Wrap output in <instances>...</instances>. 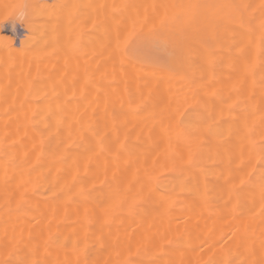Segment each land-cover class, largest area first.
Returning a JSON list of instances; mask_svg holds the SVG:
<instances>
[{
    "label": "bare ground",
    "instance_id": "6f19581e",
    "mask_svg": "<svg viewBox=\"0 0 264 264\" xmlns=\"http://www.w3.org/2000/svg\"><path fill=\"white\" fill-rule=\"evenodd\" d=\"M82 1L83 4H79L75 0L83 9L84 6L88 9V13L86 14V8L84 13L90 18L84 16L83 10L82 16L85 19L83 17L84 20L81 19L80 22L87 26L86 20L87 22L90 20L91 24L96 22L99 24V20L105 16L104 7L97 6L100 1V4L102 3L106 9V7L112 6L114 0H107V2L112 1V4L109 2L110 5L105 4L106 0H103L104 3L102 0H96L99 1L97 4L95 0V2L90 0L96 5L94 8L91 6L93 4L88 3L89 0H79V2ZM123 1L120 0V4H122L120 9L128 3V0L126 4H123ZM138 1L135 5L136 3L129 0L131 5L129 7L135 6L137 10L139 8L142 10L148 4L150 10L153 9L152 5L156 8L159 5L158 11L154 8L156 14L158 13L155 16L157 19L162 16L166 18L170 10L176 9V7L171 8L172 0H159V3L164 1V4L169 1V5H171L163 7L164 5L161 4L163 5L161 9V5L156 0V3L153 4H150L149 0H144L145 3L140 0L139 4ZM152 1L154 2V0ZM185 1L187 0H184V3ZM117 2L119 4V0ZM140 2L145 5L140 6ZM167 3L166 5H168ZM114 4L112 9L118 8L120 5ZM155 4L158 5L155 6ZM148 6L146 12L139 9L136 10V14L139 11L147 14L152 13L148 10ZM58 7L61 8V6ZM58 7H54V9L58 10ZM62 7L63 9H59L61 17L67 11L64 12L63 4ZM97 7L102 12L99 13ZM76 8L78 9V7ZM111 8L108 9L109 11L107 10L105 16H108L109 20H107L108 17H104L102 21H107L105 23L101 21L103 25L100 24L103 27H99V30L106 28L104 25H107L108 22L107 28H110V31L113 28L120 30L119 27L122 26L121 30L124 32L121 30L120 32L125 33L126 30L127 34L130 31L127 28L131 29V26L133 27L137 21V25L134 26L141 27L143 24H148L144 23L150 17L146 14H143L144 18L141 14L137 15L142 18L134 15V19L131 16L133 17L132 21L128 19L126 22L127 16L135 14V11L128 12L129 8L128 11L124 9L128 13L127 15L126 12H122L124 16L122 13H120L121 15L118 13V16L123 17H121L122 19L126 16L125 23L123 21L125 25L120 22L122 19H118L117 15L116 20H118L116 21L114 15L113 20L116 21V24L111 22L113 26L115 24L113 27L109 22L112 20L110 17L113 16ZM163 8L166 10L164 11ZM169 8L171 9L169 10ZM40 9L43 13L44 8ZM67 9L71 12L69 7ZM48 10L44 11L47 17L51 16L48 14ZM90 10H92L91 14ZM144 10L146 9L144 8ZM159 10H163L161 15H159ZM108 12H110L109 15ZM93 13L95 16L97 13L99 15L92 18ZM101 13H104V16ZM202 13L203 15L195 22H204L207 28L205 36L199 38L197 34L194 35L192 47L186 53L187 58L178 68L180 75H163V77L161 69H158L161 74L158 75L162 76L161 78L159 76L157 78L155 74L157 69L154 71L155 68L132 61L126 57L124 51L119 53L124 43L122 40L126 35L117 37L113 34L115 37L113 35L111 37L114 38V42H111V37H108L111 41L106 39L107 36H110L108 29H105L106 31L103 29L101 33L98 31L100 35L105 36L98 37L94 32L98 27L95 28L91 25L89 27L83 25V27L78 22L84 30L80 27L79 30L77 28L80 35L75 32L73 36L71 34L74 33V27H69L72 28V31H67L73 40L75 35L76 37H78L77 35L81 36L80 43H83L85 35H82V32L88 34L87 29L92 27L93 32H90L98 37H94V39L91 36L94 42L98 40L95 45H100L103 42L105 44L111 42L109 43L112 44L111 46L115 44V48L114 46L110 48V45L107 47L108 44H106L108 49L104 51L105 44L103 43L102 49H99L101 45L96 46L98 54L93 53L92 55L90 52L91 58L89 53L86 55L89 57L85 55V58L80 57L82 59L89 58L93 62V56L97 60L99 56L108 55L101 59L99 57L97 61L94 59L95 68L89 60L87 66L84 63L85 60L78 59L83 62L81 67L83 64V67L86 66L89 69L88 71L94 70L93 73H90L95 74V78L91 74H87L86 77L87 69L81 70L78 66V64L80 65L79 61H77L76 67L80 69L76 68L75 71H82L80 74H84V78L79 73L76 77L78 80L72 75L70 77L78 82L80 80V83L84 79L82 81H88V86L91 80L92 86L95 85L93 88L88 87L89 90H87L86 84L82 83L84 86L82 88L88 92L87 96H83L84 93L80 86H70L73 82L68 83L70 88H74V91L72 88L70 90L71 94L73 93L77 97L76 100L79 99L77 94H80V98L83 97L82 100L79 99L80 105L79 101L73 103V106L78 104V110L75 106L74 109L77 112L75 110L76 113H74L73 110L72 114L63 112L65 103L67 107L70 105L64 101L65 99L62 101L59 95L61 87L65 86L64 90H69L67 84L60 85L58 92L60 97L58 96V102H54L56 107H53L56 110L54 111L51 106L48 108L52 109L54 115L53 112L46 114V107L50 103L49 99L52 98L53 89L50 91L51 94L48 92L49 96L46 95L45 90L49 89L45 88L46 85L42 83L45 78L42 79V82H38L34 76L37 73L32 70L34 72L32 75H34H31L29 68L31 64L25 59L28 55L18 54L22 55L21 59L28 62L27 70L23 68L24 60L19 59L22 62L18 63L19 60L11 61L3 59L4 55L0 56L7 63L11 61V64L10 62L9 65L7 64L8 69L11 68L14 71V67L20 64L19 69L23 68L25 71L20 70L23 72H21L22 77L17 73L18 81L15 72L8 73L6 63L0 62V64L3 62L4 66H2L6 68L3 71H7L8 74L4 73L8 76L6 78L0 70L2 77H5L3 80L8 79L9 83L12 82L9 85L6 83L8 81L4 80L5 84L12 86L6 85L4 88L2 85L5 84L2 80L0 93L4 88V92L9 91L7 94L12 93L10 97H13L11 101V98L8 95L6 97L3 93L7 98L4 100L3 94L0 95V101L2 100L0 104H3V100L4 104L11 101L10 104L1 105L5 106L4 109L8 108L5 109L6 111L3 108L0 111V264H264V0H206ZM74 14L76 15V13ZM49 18L45 19L48 21L51 19L52 22L53 17ZM150 18L152 19V16ZM68 19L65 20V23ZM152 20L148 22L153 23L151 26L156 27L158 24L156 25L155 22L159 23L160 19L154 20L155 22ZM37 21L42 20L37 19ZM71 21L76 22L77 20ZM118 21L121 25L118 24L119 27H116ZM128 21L130 26H128ZM63 23H58V27ZM48 24L51 23L48 22ZM52 24L55 23L52 22ZM43 25L45 24L43 23ZM51 25H48L49 29ZM56 26L57 24L51 28L58 30ZM144 27L146 29L149 26L145 25ZM43 28L45 29V27ZM49 29H47L48 32L44 30L48 34L42 30L44 32L42 37L46 35L48 37L54 32ZM118 29H115V32L117 30L118 33ZM113 31L110 34L114 33ZM68 32H65V36ZM37 33H40L39 30ZM58 33L59 31L55 34ZM36 36L38 37V35ZM65 36L63 35V37ZM87 37L85 40L89 41L90 39ZM66 39L68 38L66 37ZM70 39L66 42H71L72 39ZM119 40L121 44H119ZM86 41L83 47L81 44L83 50L85 47H87L86 49L90 48L88 43L86 46ZM0 42L3 43L2 40ZM40 42L37 41V44ZM50 42L53 43V41ZM37 44L34 45L37 46ZM7 45L4 48L7 52L11 51L7 49L10 48V45ZM13 46H11L12 51H16V54L20 53L18 48L15 49ZM36 46L38 52L39 47ZM53 46L52 49H54ZM60 47L63 46L60 45ZM112 48L114 50L118 48L119 51L112 52ZM21 49L23 48L21 47ZM48 49L49 53L55 51ZM92 49L94 51L95 46ZM1 50L0 54L6 52L5 49ZM59 50L63 51L58 49L56 52ZM72 50H74L73 47ZM90 50L91 48L88 51ZM41 51L43 50H40L39 53ZM46 51L44 54H47L48 51ZM76 51H72L74 56L79 53ZM83 52L81 51L79 56ZM33 53L32 51L28 53L31 54L28 59L31 58L34 64L40 54L35 53L38 58L34 54L35 60H33ZM16 54L14 53L15 58L18 56ZM44 54L42 52L40 57L43 55L45 58L46 54L45 56ZM85 54L87 53L85 52ZM183 54L182 57H184ZM10 55L8 54V56ZM64 59L66 57L62 62L65 61ZM62 62L61 64H63ZM66 62L67 59L64 64ZM89 62L93 65V69L89 68L91 65ZM39 63L33 65L32 68L35 67V71L36 66L40 70ZM57 63L55 65L58 66ZM12 64L15 66H10ZM2 66L0 67L3 69ZM43 67H41L42 70ZM16 68L15 71H18V67ZM66 70L70 69H65L64 72H68ZM153 74V77L156 76L157 79L152 78ZM63 75L65 76V74ZM11 77L15 79L10 81ZM26 77L28 80L30 79L29 82ZM31 79L32 84H30ZM35 79L38 85L41 84V88L45 85L44 91L38 93V96L44 94L49 100L48 103L45 98L41 100L44 101L42 104L45 102L47 104H44L45 108L43 107L45 112H39L40 114L33 113L35 109H41L39 101L31 103L30 105L35 104V106L39 104L31 109L30 105H26L30 103H26L29 99L25 100L24 96H19L23 100V105L26 103L25 109L28 106L31 111L24 110L21 102L18 107L14 103L18 101L14 100L15 96H18L17 92L19 95L25 94L23 92L30 90L31 85H37L34 82ZM13 81L18 83L25 81L28 86L24 83V88L20 83V90L19 84L14 82L15 85L17 84L15 88L18 87L16 89L20 90L17 91L14 88V91ZM94 81L95 83H93ZM47 86L49 87V83ZM7 87L13 91L10 89L12 91L10 92ZM38 88L39 86L32 88L36 89L35 96H37ZM75 88H78L80 93H77ZM130 88H134L132 95L128 91ZM54 89L56 88L54 87ZM22 90L23 92H21ZM64 90H62L63 97L67 99L71 94L70 92L64 93ZM30 92L32 93V91ZM81 93L83 94L81 95ZM13 94L14 96H12ZM59 100L64 102V105L61 103L63 106L59 104ZM69 100L73 99L68 98ZM182 100L188 102V106L191 103L201 113V115L199 113L201 117L198 115L199 123L194 132H191L192 127L189 123L181 128L176 122L177 111L181 113L186 106ZM30 101L32 102V100ZM70 101L69 103L72 105ZM122 102L125 103L123 108ZM11 103H14L13 106L20 110H13ZM138 103H142V105L148 103L150 108L147 109H151L150 115L143 112L141 115L140 110L138 111L141 116H145L143 119L140 118V121L142 119L143 122V124L141 123L142 127H139L138 124L137 115L139 114L136 112ZM59 105L62 106V109L58 108ZM174 106L177 108L182 106L183 109L181 108L180 111V109H174ZM61 110L64 114H59ZM135 123L138 126L134 125ZM133 125L141 129L132 130L134 129ZM162 173H168V176L161 179Z\"/></svg>",
    "mask_w": 264,
    "mask_h": 264
},
{
    "label": "rangeland",
    "instance_id": "374dc122",
    "mask_svg": "<svg viewBox=\"0 0 264 264\" xmlns=\"http://www.w3.org/2000/svg\"><path fill=\"white\" fill-rule=\"evenodd\" d=\"M9 1V0H8ZM7 0H2V2H0L1 3V5L0 6H3L5 9H6V7H7V9L5 10H3V7H0L1 9H0V40H2L3 41V43L4 42H6V43H4V46L6 45V44H8L7 46H9L10 48H7V49H10L11 51L13 50V48L11 49V46H13V47H15V49H17L18 48V50L20 51V53H17L16 54V51L15 52H11V51H9L8 50V52H7V50H6V48H4V46L2 45L3 43H1V45H0V49H2L1 51H3V49H5L6 50V52H4V53H2L1 52V54H0V56L1 55H4L5 56V58L4 57H2L3 59H9V60H16V61H18L19 59H21L22 57V55H28V56H26L25 57V59L27 60V61H29V63L31 64L30 65V67L29 66H27V63L25 62L26 60H24V59H21L24 63H22L23 64V68L24 69H28V67L31 69V75H32V73H34V72H36L37 73V75H34L35 76V78L37 79V81L39 82V81H43L42 83H44V84H42V85H44L45 86V88L47 87L49 90H45L46 91V95H48V92H50L52 89V98H50L49 100H48V98L47 97H45V95L44 94H41L40 95V97L38 96V93H40L42 90L44 91V86H43V88H41L40 87V85H38L37 83H36V79H35V83L37 84L36 86L33 84V85H31L30 87V90H27V92L26 91H24L23 92V90L21 91V92H23V93H25V94H22L21 93V95H19V92H17V91H20L21 90V88H20V83H22L23 84V86H24V83H26L25 81L24 82H21L22 80H25V79H22L21 81H20V83H18L17 81H13V90H14V88H15V86L17 85H15L14 84V82H16V83H18L19 84V89L20 90H17L16 88H18V87H16L15 88V90H17L16 92L18 93L17 95L18 96H15V99L14 100H18L17 101V103H16V101L14 102L15 104H16V107H18V104L21 102V105H22V107L24 106V110H26L27 109V111L28 110H30V109H28V106L31 104V103H38V101H39V108H40V106H41V109H35L34 111H33V113H36V112H45L44 111V108L46 107L45 105L48 103V101L50 102V103H48V107H46L47 109H46V114H50L51 112H53L52 111V109L55 111L56 109H54L53 107H56V103H54V102H58L57 100H58V98L61 96V100L63 101V99H65L64 101L65 102H68L67 104H69L70 106H71V110H70V106L69 107H67L66 106V103H65V107H67V109H66V111H64L65 110V107H64V109H63V112L65 113H68V114H72V112L71 111H73L74 110V113H76L77 112V105L79 104L80 105V101H79V99H83V97L81 96V98L79 97V95L80 94H77V93H80V91H79V89L78 88H75V91L77 90V93H75L74 92V94H77L78 95V100H76L77 99V97H75L74 95H73V93L71 94V88L68 86L69 84L68 83H71V82H73V83H71L70 84V86L71 85H74V86H80L81 88L82 87H84L83 86V84L85 85V87H86V89L89 87H91V88H93V86L95 85V84H93V86H92V84L90 83V78H89V86H88V81H82V80H84V79H82L81 80V83H80V80H79V82L77 81L78 79L76 78V77H78L77 75H79L82 71L81 70H84L83 68H86L85 70V72H88V73H86V77H87V74H91V73H93V71L94 70H92L93 69V65H94V68H95V64H93V63H95V61H97L98 60V58L100 57L99 55H97V56H99L98 58H97V60L94 58V56H93V62L91 61V60H89V58L87 59H82V58H80V57H84L85 58V56L86 55H88V53H89V56L91 55V53L90 52H92V55H93V53L96 55V53L98 54L99 52H98V49H97V47L96 46H100L99 47V49H102V44L104 43L105 44V42H103L102 44H97V45H95L96 43H97V41L98 40H95V42H94V39L95 38H98V37H101L102 35H100V33L101 32H103L102 30L104 29H108L107 28V25H108V22L106 23L107 25H104L106 28H102L101 30H99L101 27H103L102 25V20H103V18L106 16V14H107V10L108 9H110L112 6H113V4L115 3V2H117L118 0H112L113 1V4H112V1L110 2L111 4H112V6L109 4V2H107V0H106V2H105V4L107 3V5H110V6H108V7H110V8H108V7H106V9H105V6L101 3L100 4V2L99 1H94V0H92V1H94L96 4H97V6L99 7H104L103 8V11L105 10L106 12H104V13H106V14H104V13H101L104 17H102V19L101 20H99V18H98V20H99V24L101 25H99V24H97V22L96 23H93V24H91V23H89V22H91L90 20L87 22V20L85 21L86 22V24H87V26L86 25H84V23H80L81 22V19H83V17L88 13V9L84 6V9L86 8L87 10V12H86V14L84 13L85 12V10L83 9V7H81V5H78L77 4V2H75V0H67V1H56V0H18V1H11V2H13L12 4H11V2H8ZM78 1V3L79 4H83V1L82 2H79V0H77ZM88 1V0H87ZM86 1V2H87ZM90 1V0H89ZM92 1H90V2H88L90 5L91 4H93V3H91ZM138 1V0H137ZM137 1L135 2H133V0H132V2L133 3H136L135 5H137ZM140 1V0H139ZM139 1H138V4H139ZM141 1H143L144 3H145V1L144 0H141ZM147 1V0H146ZM149 1H151V2H149ZM148 2L151 4H153V3H156L155 2V0H154V2L152 1V0H149ZM157 1V3L158 4H163V5H161V7H160V9L162 8V6L163 7H168V6H171V5H169L170 4V2L168 1V3L167 2H165V4L163 3L164 1H167V0H164L163 2H161V3H159L160 1L159 0H156ZM159 1V2H158ZM162 1V0H161ZM174 1V2H173ZM8 2V3H7ZM71 2V3H70ZM74 2H75V4H74ZM102 2L104 3V1L102 0ZM124 3L123 4H126L127 3V0H124L123 1ZM130 2H131V0H130ZM130 2H129V0H128V3H127V5H123L124 6V8L122 7L121 9H120V6L122 5V4H120V0H119V4H118V2L117 3H115L114 5H119V9L118 8H111V12L113 13L112 15L113 16H111L110 18L112 19H110L111 21H109L110 23L112 22V23H115L116 24V21L118 20V19H122L123 17L122 16H118V13L120 14V13H122V12H126V11H128V9H129V11L128 12H131V13H133V11H135V14H131V15H129V16H127L128 18H126V16H125V21L126 20H128V19H130L131 21H132V18L134 17V15H137V14H141V16L143 17V14L145 15H147V16H152V19L150 18V20H149V18H147V19H145V20H147L146 22H144V23H148V24H145L148 28H146L145 29V25L143 24L141 27L138 25V26H134L136 23H138V21L133 25V27L131 26V29H129V28H127L128 30H130V31H128V33L126 34V30H125V33H123L124 31L123 30H121L122 28V26L121 27H119L120 25H121V23H123V21H124V19H122V21H118V23H117V25H116V27H119L120 28V30L121 31H123V32H120V30L118 29V28H115V29H118L119 30V32L117 33V30H116V32H115V29H114V31H113V29L110 31V28L108 29V31H110V32H114V33H111L110 34V32H109V35L110 36H107L105 33V31H104V34L107 36L106 37V39L109 37H111L113 34H115V35H117V37H123V36H125L124 37V39L122 40V42H124L123 44H122V46H121V51L119 52V53H121L122 51H124L125 53V55H126V57L127 58H129V59H131L132 61H135V62H137V63H139V64H141V65H143V66H146V67H151V68H155V69H153L154 71H156V69H157V71L156 72H158V69H161L160 70V72H162L161 74H162V76L163 75H166V76H173V75H180V73H179V67H180V65L183 63V61H184V59H186L187 58V52L190 50V48L192 47V44H193V37H194V35L195 34H197V36L200 38V37H204L205 36V34H206V31H207V28H206V26H205V24H204V22L202 21H198L197 23L195 22V20L196 19H199L200 17H201V15H203V13H202V8L205 6V4H206V0H187V1H185V3H184V0H172L171 1V4H172V6H171V8H174V7H176V9L174 8L173 10L174 11H171L170 9L171 8H169V14L167 15V14H164V15H167V17L165 18V17H160V18H158V19H160V21H158L159 23H157V22H155V21H157L158 19L155 17V16H157L158 15V13L156 14V11H158L157 10V8H159L158 6V4H155V6L156 5H158L157 6V8L156 7H154V5H152L153 7V9H150L149 10V8H150V6H148V4H146L147 6H148V10L149 11H151L152 13H150L149 11V15L147 14V13H144V12H141V11H147V6L145 5H143L142 3L143 2H140L141 4H140V6L142 5V6H144L143 7V9L141 10V8H139V5H138V8L141 10V11H139V12H141V13H137L136 14V12L139 10H137V7H135L134 6V4L132 3V5L134 6L133 8H134V10H132L131 11V9H133L132 7H129V6H131L130 5ZM5 3V4H4ZM7 3V4H6ZM11 5H10V4ZM51 3V4H50ZM64 5V12H65V14L63 13L62 14V17H61V14H60V10L59 9H63V7H62V4ZM74 5H73V4ZM166 3L168 4V5H166ZM42 6H41V5ZM67 4V5H66ZM87 4V3H86ZM85 4V5H86ZM88 4V5H89ZM100 4V5H99ZM129 4V5H128ZM44 5V6H43ZM50 5H52V7H50ZM66 5V6H65ZM77 5V6H76ZM94 5L95 4H93V5H91L93 8H94ZM103 5V6H102ZM106 5V6H107ZM10 6V7H9ZM41 6V7H40ZM49 6V7H48ZM58 6H61V8H59ZM75 6V7H74ZM96 6V5H95ZM9 7V8H8ZM44 8V11H45V9H49L48 10V14L49 15H51V16H49L50 18H52V22H54L55 24H57V26L56 27H58L59 25H58V23L60 24V23H63V24H61L60 25V27H58V30L55 28V30H54V28L52 29L51 28V26L53 27V25H54V27H55V24H52V22H51V19L49 18V17H47V15L46 14H44V11H43V13L41 12V9L40 8ZM54 7H58L59 9L58 10H56V9H54ZM69 7V9H71V12H70V10L68 11V8ZM76 7H78V9H79V12H80V14H81V16H79L80 14H79V12H78V9L76 8ZM97 7V9H99ZM126 7V8H125ZM12 8V9H11ZM89 8H90V6H89ZM136 8V9H135ZM144 8L146 9V10H144ZM156 9V11H155V9ZM35 9H37V10H35ZM40 9V10H39ZM53 11H52V10ZM72 9H74V10H72ZM92 9V8H91ZM102 9V8H101ZM124 9H127L126 11L124 10ZM164 9V11L166 10L165 8H163ZM84 10V11H83ZM93 10V9H92ZM92 10H90L89 11V13L91 12L92 13ZM137 10V11H136ZM155 11V13H154V11ZM10 13H9V12ZM47 11V10H46ZM73 11V12H72ZM74 11H76V12H74ZM82 11H83V13H84V16H82ZM96 8H95V13H96ZM100 11L102 12V10H98V12L100 13ZM109 11V10H108ZM117 11V12H116ZM160 11V14L159 15H161L162 14V11L163 10H159ZM168 11V10H167ZM4 12V13H3ZM9 13V15H6V14H8ZM52 12V13H51ZM54 12V13H53ZM71 14H70V13ZM94 12V11H93ZM116 12V13H115ZM74 13H76V15L74 14ZM78 13V14H77ZM90 13V14H91ZM99 13H97L98 15H99ZM115 13V14H114ZM164 13V12H163ZM166 13V12H165ZM54 14V15H53ZM97 14H96V16L94 15V13L92 14V18L95 16V18L97 17ZM100 14V15H101ZM110 14V12H108V15ZM126 15L128 14L127 12L125 13ZM152 14V15H151ZM156 14V15H155ZM39 15V16H38ZM75 15V16H74ZM89 15V14H88ZM101 15V16H102ZM116 17H115V16ZM121 15V14H120ZM122 15L124 16V14L122 13ZM139 15H137V16H139ZM154 15V16H153ZM4 16H5V18H4ZM66 16H68L67 18H69L68 19V21L65 23V20H67V18H65ZM73 16V17H72ZM87 16V15H86ZM100 16V17H101ZM131 16H133V17H131ZM141 16H139L140 18H142ZM3 17V18H2ZM42 17V18H41ZM44 17V18H43ZM59 17H60V19H59ZM71 17V18H70ZM75 17H77V18H75ZM80 17V18H79ZM82 17V18H81ZM87 17H89V16H87ZM108 17V16H107ZM107 17H105V18H107ZM113 17H115L114 19L116 20V18H118L116 21L115 20H113ZM122 17V18H121ZM130 17V18H129ZM156 19H155V18ZM159 17V16H158ZM204 17V16H203ZM45 18H49L50 19V21H48V19H45ZM55 18V19H54ZM90 18V17H89ZM91 18V19H92ZM95 18L93 19V21L95 22ZM139 18V19H140ZM144 18V17H143ZM37 19L38 20H45V22H42V21H37ZM75 19V21L76 22H72L71 20H74ZM84 19H85V17H84ZM83 19V20H84ZM134 19H135V17H134ZM138 19V18H137ZM138 19V20H139ZM104 20H106V19H104ZM107 20H109V17L107 18ZM106 20V21H107ZM129 20V21H130ZM153 21V22H155V24L157 25L156 27L155 26H151V25H153V23H151V22H148V21ZM155 20V21H154ZM59 21V22H58ZM69 21H70V24H69ZM102 21V22H101ZM106 21H104L103 23H105ZM125 21H124V23H125ZM128 21V26H130L129 25V22ZM134 21V20H133ZM136 21V20H135ZM142 21V19L140 20V22ZM48 22L49 23H51V24H48ZM71 22H72V24H71ZM82 24L81 26H86V27H89V25H91L92 27L93 26H95V28L96 27H98V28H96V29H94V30H96V31H94L95 33H96V36H98V37H96L95 35H93V33H91V32H93V30H91V28H88L87 29V32H88V34L85 32H82L81 34L82 35H84L85 37H87V35H90V36H88L87 37V39H90L89 41H93V42H89V41H86L85 39V37L83 36V38H84V40H83V43H80V41H81V39H80V37L81 36H79L80 34V32L78 33L77 32V28H78V30H79V27L80 28H82L81 26H79L80 24ZM84 22V21H83ZM127 22V21H126ZM139 22V23H140ZM42 25H41V24ZM43 23L45 24V25H43ZM89 23V24H88ZM110 23H109V25H110ZM111 23V24H112ZM123 23V24H124ZM134 23V22H133ZM33 24H35L34 26H33ZM47 24V25H46ZM64 24H66V25H64ZM69 24V25H68ZM76 25V26H74V25ZM77 24H78V26H77ZM115 24H114V26H115ZM118 24H119V26H118ZM122 24V25H123ZM127 24V23H126ZM140 24H142V23H140ZM154 24V25H155ZM32 25V26H31ZM39 25V26H38ZM41 25V26H40ZM48 25H51L50 26V29L51 30H53L55 33H57V31H59V33L58 34H55L54 32L52 33V34H49L51 37H52V39H49V38H51L50 36H48L47 37V35L46 36H44V37H42L43 35H42V33H44L47 29H49V26ZM72 25V26H71ZM125 25V24H124ZM123 25V26H124ZM137 25V24H136ZM37 26V27H36ZM83 26V27H84ZM111 26V25H110ZM112 26H113V24H112ZM113 26V27H114ZM127 26V27H128ZM36 27V28H35ZM40 27V28H39ZM43 27H45V29L43 28ZM47 27V28H46ZM69 27H74V29H73V31H74V33L73 34H71V35H73L74 36V34H75V32H77L76 34H79V35H77L78 37H76V35H75V37H74V40L72 39V37H71V35H69V32L68 31H72V28L70 29ZM85 27V28H86ZM100 27V28H99ZM37 28H39V29H37ZM41 28H43V29H41ZM124 28H125V26H124ZM49 29V30H50ZM70 29V30H69ZM83 30H84V28H82ZM82 29H81V31H82ZM134 29H135V31H134ZM37 30H39V32L41 33V35H39L40 33H37ZM41 30V31H40ZM44 32H43V31ZM68 30V31H67ZM76 30V31H75ZM91 31V32H90ZM98 31H100V33L98 32ZM107 31V32H108ZM47 32H48V30H47ZM47 32H45V34L47 33ZM65 32H68V34L65 36ZM35 33H37L36 35H38V37L36 36V35H34ZM50 33V32H49ZM90 33V34H89ZM98 33H99V35H98ZM32 36H31V35ZM48 34V33H47ZM103 34V33H102ZM54 35H56L55 36V39H54ZM57 35H59V36H57ZM63 35L65 36V37H63ZM115 35H113V37H115ZM128 35V36H127ZM71 37V39L73 40H71L70 39V37ZM91 36H93V38L91 37ZM27 37V38H26ZM35 37V38H34ZM44 38V39H42V38ZM46 37H47V40H46ZM57 37V38H56ZM66 37L68 38V39H66ZM91 37V38H90ZM102 37H105V36H102ZM113 37H111L110 39H112V41L111 40H109V38H108V40L109 41H111V42H114L113 40H114V38ZM30 38H32L31 40H30ZM37 38H41V39H37ZM26 39V40H25ZM37 39V40H36ZM71 40V42L69 43H67L66 41H68V40ZM93 39V40H92ZM105 39V38H104ZM105 39V40H106ZM120 39V38H119ZM25 42H24V41ZM104 40V41H105ZM107 40V41H108ZM116 40V39H115ZM203 40V39H202ZM28 41V42H27ZM37 41L39 42V41H41L40 42V44L38 43L37 44ZM43 41H44V43H43ZM50 41H53V43L56 45L55 47L53 46L54 44L53 43H51ZM86 41V46L89 44V46H90V48H91V50L90 51H88L90 48H89V46H88V48L89 49H86L87 47H85V49L83 50V45L85 44L84 42ZM100 41V40H99ZM22 42H24L23 44H22ZM49 42L51 43V45L49 44ZM63 42V43H62ZM67 43V44H65V43ZM101 42H102V40H101ZM100 42V43H101ZM111 42H108V43H106V44H108L107 45V47L109 46L110 48L111 47H113V46H111L112 44H109V43H111ZM119 42H120V40H119ZM33 43V44H32ZM43 43V44H42ZM46 43V44H45ZM48 43V44H47ZM72 43V44H71ZM88 43V44H87ZM99 43V42H98ZM25 44V45H24ZM30 44H32V45H30ZM34 44H37V46L36 45H34ZM71 44V45H70ZM81 44H82V47H81ZM103 44V45H104ZM106 44H105V46H104V48L105 49H103L104 51H106V49H108V48H106ZM117 44V43H116ZM119 44H121V42L119 43ZM39 45V46H38ZM49 45V46H48ZM60 45L61 46H63L62 48L60 47ZM69 45V46H68ZM78 45H80V46H78ZM30 46V47H29ZM35 46L36 47H39L38 49V52H37V48H35ZM43 48H42V47ZM47 46V47H46ZM52 46H53V48L54 49H52ZM66 46V47H65ZM67 46H68V48H67ZM92 46V47H91ZM95 46V49H94V51H93V47ZM118 46V45H117ZM21 47L23 48V49H21ZM58 47H60V48H58ZM72 47H73V49L76 51V50H78V51H76V52H81V51H84L83 53H81V56H79V53H77L75 56L73 55L74 53L72 52V51H74V50H72ZM27 48V49H26ZM30 48V49H29ZM31 48H32V50H31ZM35 48V49H34ZM48 48H50V49H52V50H55V51H51L52 53H53V55H52V53L50 54L49 53V49ZM61 49V50H63V51H60L59 50V52L57 51L56 52V50H58V49ZM114 48H115V46H114ZM114 48H112V52H116L117 50L119 51V49L118 48H116L117 50H114ZM181 48H182V50H181ZM44 49H45V51H46V49H47V54H46V56H45V54H44ZM29 51L28 53H31V51H32V53H33V51H35L32 55H33V60H35V58H34V54L36 53H39V51L40 50H43V51H41V53L43 52V54H44V56H45V58H43V55L40 57V55H41V53H39L40 55L38 56V55H36L35 54V56H36V58H38L39 57V59H36L35 61H34V64H33V61H31L32 59L30 58V59H28L29 58V56H31V54L29 55L28 53H27V51ZM31 50V51H30ZM66 50V51H65ZM69 52H68V51ZM114 50V51H113ZM18 51V52H19ZM24 51V52H23ZM97 51V52H96ZM99 51H101V52H103L102 50H99ZM117 51V52H118ZM64 52H65V54H64ZM75 52V53H76ZM85 52L87 53V54H85ZM184 54H183V53ZM8 53L9 55H10V53H12L10 56H8V54L6 55V54ZM14 53L16 54V56L18 55V54H22L21 56H17L16 58H15V55H14ZM25 53V54H24ZM55 53H57V54H55ZM62 53V54H61ZM66 53H68V54H66ZM72 53V54H71ZM183 54V56L184 57H182V54ZM61 54V55H60ZM83 54V55H82ZM12 55L14 56V58L12 59ZM48 55V56H47ZM64 55H66V56H64ZM85 55V56H84ZM92 55L90 56V58L92 57ZM8 56V57H7ZM38 56V57H37ZM51 56V57H50ZM53 56H55V57H53ZM58 56H61V57H58ZM63 56V57H62ZM89 56H86V57H89ZM97 56H95V57H97ZM108 56V55H107ZM106 55H102L99 59H101L102 57H107ZM110 56H112V54H110ZM11 57V58H10ZM47 57V58H46ZM66 57V59H67V62H66V64H64V62L66 61V59H64L65 61L64 62H62V60H63V58H65ZM68 57V58H67ZM2 58H0V62L1 61H3V59ZM40 58H41V60H40ZM59 58V59H58ZM62 58V59H61ZM182 58V59H181ZM45 61H44V60ZM49 59H53V60H49ZM55 59H57V60H55ZM87 60V62H85L84 61V63H86V65L88 64V60L90 61V62H92V64L89 62V68L91 67L92 69V71H88L89 69L85 66V67H83V64H82V67H81V63H83L82 61H79V60ZM94 59H95V61H94ZM40 60V61H39ZM47 60H49V62H47ZM54 60H55V62H54ZM60 60V61H59ZM11 61H8V63L10 62V64H11ZM22 61H20L19 60V62L18 63H21ZM32 63H31V62ZM42 61V62H41ZM71 61H73L72 63H70ZM77 61H79L80 62V65L78 64V66L81 68V72H76L75 70H76V63H77ZM4 63H6V65L8 64L7 63V61L6 60H4L3 61ZM3 62L0 64V66H4V64H3ZM37 62V63H36ZM39 62H41V63H39ZM44 62V63H43ZM57 62H60V63H57ZM61 62L63 63V64H61ZM16 63V62H15ZM40 64V65H42V66H40L39 65V68H40V70L38 69V66H36V71H35V67L34 68H32L33 67V65H37V64ZM58 64V66H59V64H60V67H58L57 65H55V64ZM17 64V63H16ZM75 64V65H74ZM9 65V64H8ZM8 65L6 66L7 67V69H8ZM15 66V64H12V65H10V66ZM20 64H18L17 66H15L14 67V71H12V69L11 68H9L8 69V73H14L15 72V77H17L16 79H18L19 77L18 76H16L17 75V73L20 75V77H22L21 75H22V71H20V70H22V69H19L20 68V66H19ZM46 65H48L47 67H46ZM53 65H55V66H53ZM63 65H65V66H67L66 68L63 66ZM69 65H71L70 66V68H68V66ZM2 66V67H3ZM26 66H27V68H26ZM44 66V67H43ZM52 66H53V69H52ZM57 66V67H56ZM62 66H63V68H62ZM88 66V65H87ZM16 67H18V71H15V69H17ZM41 67H43V70H42V68ZM55 67V68H54ZM1 68V67H0ZM4 68L5 67H3V69L1 68L0 70L2 71V73H3V75L7 78L8 76H6V75H8L7 74V71L5 72V71H3L4 70ZM13 68V67H12ZM47 68V69H46ZM58 68V69H57ZM70 69V70H66V71H68V72H64L65 71V69ZM80 68H77L78 70L80 69ZM24 69H23V71H24ZM44 69H45V71H44ZM50 69H51V71H50ZM55 69H57L58 70V72H57V70H56V72H54L55 71ZM64 69V70H63ZM72 69V70H71ZM5 70H6V68H5ZM11 72H10V71ZM32 70L34 71V72H32ZM77 70V71H78ZM1 71H0V83L2 84V80H3V78H5V77H2L3 75H1ZM48 71V72H47ZM22 72V73H21ZM25 72V71H24ZM27 72V71H26ZM29 72V71H28ZM27 72V73H28ZM41 72H42V74H41ZM61 72V73H60ZM77 74H76V73ZM91 72V73H90ZM155 72V74L157 75V78H158V76L159 75H161L160 74V72H158V73H156ZM4 73H6V75L4 74ZM21 73V74H20ZM26 73V74H27ZM57 73V74H56ZM65 74V76L63 75V74ZM68 73H69V75H68ZM75 73V74H74ZM79 73V74H78ZM47 74V75H46ZM159 74V75H158ZM13 75V76H12ZM11 76L12 77H14V74H12ZM24 75V74H23ZM31 75H30V77H31ZM32 75V76H33ZM63 77H62V76ZM70 75H72L73 76V78L75 77L76 79H73L72 77H70ZM74 75H76V76H74ZM80 75H82V74H80ZM92 75V74H91ZM95 75V74H94ZM94 75H92L93 77H94ZM38 76V77H37ZM49 78H48V77ZM54 76V77H53ZM83 76V77H82ZM81 77L82 78H84V74L82 75ZM154 76V74L152 75V78L153 79H157L156 78V76L155 77H153ZM162 76H159L160 78L162 77ZM9 78V79H11L10 81H12V80H14L13 78ZM27 77H29V76H27ZM26 77V79L28 80V78ZM62 77V78H61ZM68 77V78H67ZM89 77V76H88ZM91 77V76H90ZM164 77V76H163ZM24 78H25V76H24ZM43 78H45V79H43ZM46 78H48V79H46ZM55 78V79H54ZM95 78V77H94ZM151 78V77H150ZM43 79V80H42ZM60 79H62V80H60ZM81 79V78H80ZM4 80H6V79H4ZM4 80H3V83L5 84V82L6 81H8V82H6V83H8L9 85H11L10 83H12V82H10L9 83V80L7 79L5 82H4ZM30 80V79H29ZM29 80H28V82H29ZM48 80V81H47ZM64 80V81H63ZM67 80V81H66ZM69 80H71V81H69ZM86 80V79H85ZM94 79L92 78V81H93ZM18 81H19V79H18ZM74 81H76L75 83H74ZM47 82V83H46ZM61 82V83H60ZM86 82V83H85ZM33 82H32V79H31V82H30V84H32ZM49 83V87L47 86V84ZM52 83V84H51ZM83 83V84H82ZM93 83H95V81L93 82ZM27 84V83H26ZM25 84V85H26ZM29 84V85H30ZM66 85L67 84V86L69 87L68 89L70 90H68V91H65L64 89L66 88L65 86H63V87H61L60 88V85ZM82 84V85H81ZM7 84H5V85H2V86H4V88H6L5 86H6ZM8 86V85H7ZM26 86H28V84L26 85ZM39 86V88L37 89L38 91H37V96H38V98H37V96H35V94H34V92H35V90L34 89H32L33 87H38ZM73 86V87H74ZM0 87H1V85H0ZM8 87H12V86H8ZM7 87V89H9ZM54 87L56 88V89H54ZM3 88V92H1L0 93V95L1 94H5V96L7 97V93L9 92V91H7L6 93L4 92L5 91V89ZM24 88H25V86H24ZM23 88V89H24ZM27 88H29V87H27ZM40 88H41V90H40ZM62 89V90H64L65 92L64 93H66V92H70V96L68 97V98H70V99H73V100H69L70 102H72V105L69 103V101H68V98L66 99V97L64 98L63 96H64V94L62 93V90H60V89ZM89 88L87 89V90H89ZM1 89H2V87H1ZM6 89V90H7ZM11 89V88H10ZM9 89V90H10ZM132 89H134V88H132ZM132 89L130 88L128 91H129V94H131V93H133L134 91H132ZM12 90V89H11ZM10 90V92H12ZM14 90V91H15ZM56 90V91H55ZM59 90H60V92H59ZM72 90L74 91V88H72ZM82 90H83V93L85 94H83V93H81V95L83 94V96H87V94H88V92H86L85 91V89L84 88H82ZM30 91H32V93L30 92ZM79 91V92H78ZM127 91V90H126ZM127 91V92H128ZM16 92H13L14 94H16ZM56 92V93H55ZM58 92H59V95H58ZM82 92V91H81ZM62 93V94H61ZM87 93V94H86ZM4 94H3V99L5 100V99H7V98H5V96H4ZM12 93H10V95H11ZM14 94L12 95V96H14ZM50 94H51V92H50ZM49 94V95H50ZM68 94V93H67ZM10 95H8V97H10ZM26 95V96H25ZM43 95V96H42ZM48 95V96H49ZM66 95V94H65ZM132 95V94H131ZM19 96H24V99L25 100H28L26 103H29V104H26V105H28L27 106V108L25 109V104L23 105V103H22V101L23 100H21V98L19 97ZM59 96V97H58ZM68 96V95H67ZM1 97V96H0ZM18 97V98H17ZM42 97V98H41ZM55 97V98H54ZM136 97V96H135ZM11 98V101H12V98L13 97H10ZM28 98V99H27ZM43 98H45V100H46V102L45 103H43L42 104V102H44V101H41V100H44ZM2 99V98H1ZM51 99H52V102H51ZM55 99V101H53ZM81 99V100H82ZM136 99V98H135ZM3 100V104H0V111H1V109L3 108L4 109V107H2L1 105H6L7 103H9L10 104V102L11 101H7L6 102V104H4V101ZM9 100V99H8ZM13 100V101H14ZM30 100H32V102L30 101ZM62 101H60L59 100V104L60 105H64V102H62ZM75 101H79V103L78 104H76L75 106H76V109H74L75 108V106H73L75 103H77V102H75ZM183 101V100H182ZM41 102V103H40ZM136 102V101H135ZM134 102V103H135ZM179 102H181V101H179ZM184 102V101H183ZM0 103H2V100L0 101ZM14 103H11L12 104V106H13V104ZM62 103V104H61ZM74 103V104H73ZM178 103V102H177ZM184 103H185V105L186 106H184ZM183 103V106L185 107L184 109L182 108V106H180V108H177V107H175L174 109H180V111H181V108L183 109V111H181V113L179 112V111H177V114H176V116H178L177 118V120H176V122L178 123V125L179 126H181V128H183L187 123H189V125H191V127H192V130H191V132H194V130H195V128H196V126L198 125V118L199 117H201L200 115H201V113L200 112H198V110H196L195 109V107L190 103V105L188 106L187 104H189L188 102H184ZM42 104V105H41ZM45 104V105H44ZM53 104V105H52ZM58 104V103H57ZM122 104H123V102H122ZM125 104V103H124ZM123 104V105H124ZM136 104H137V102H136ZM37 105V106H38ZM60 105L58 106V108H61L60 107ZM140 105H141V107H140ZM147 107H146V106ZM145 105H142V103H138V106H136V107H138V109H137V114H139V115H137L138 116V118H139V121H140V118L142 117V119H143V117L145 118V116L143 115V116H141L143 113H147L148 115H150V113H151V109H147V108H150V106H149V104L148 103H146ZM182 105V104H181ZM8 107H12L11 105L9 106V105H7ZM31 106V109L33 108V107H37V106H35V104L34 105H30ZM50 106H51V108L52 109H48V108H50ZM145 106V107H144ZM149 106V107H148ZM178 106V105H177ZM20 107V106H19ZM21 107V108H22ZM44 107V108H43ZM123 107H125V105L124 106H122V108ZM7 108V107H6ZM5 108V109H6ZM12 108H14L13 110H15L16 108H15V106H13ZM12 108H10V109H12ZM57 108V109H58ZM4 109V110H5ZM8 109V108H7ZM9 109V110H10ZM62 109V108H61ZM69 109V110H68ZM145 109V110H144ZM173 109V110H174ZM16 110H20V109H16ZM23 110V109H22ZM37 110V111H36ZM41 110H43V111H41ZM60 110V109H59ZM59 110H57V111H59ZM75 110H76V112H75ZM140 110V111H139ZM172 110V111H173ZM6 111V110H5ZM31 111V110H30ZM141 112V115H140V113L139 112ZM2 112H3V110H2ZM70 112V113H69ZM143 112V113H142ZM180 113V115H179V113ZM39 113V114H40ZM59 113V112H58ZM64 113H62V110H61V112L59 113V114H64ZM176 113V112H175ZM174 113V114H175ZM199 113H200V115H199ZM53 115H54V112L52 113ZM173 114V115H174ZM56 115H57V112H56ZM198 115H199V117H198ZM176 116H174L175 118H176ZM181 117V118H180ZM142 119H141V121L139 122L138 121V124H139V127L141 126L142 127V124H143V122H142ZM174 120V119H173ZM181 120V121H180ZM175 122V121H174ZM142 123V124H141ZM138 124H134V125H136V126H138ZM141 124V125H140ZM133 125V128L134 129H132V127H131V129L132 130H139V129H141V128H139V127H136V126H134ZM139 128V129H138ZM168 176V173H162L161 175H160V178L161 179H164V178H166Z\"/></svg>",
    "mask_w": 264,
    "mask_h": 264
}]
</instances>
